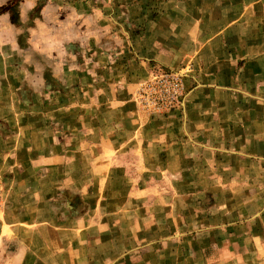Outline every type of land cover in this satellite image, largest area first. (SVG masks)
<instances>
[{
    "label": "crops",
    "instance_id": "crops-1",
    "mask_svg": "<svg viewBox=\"0 0 264 264\" xmlns=\"http://www.w3.org/2000/svg\"><path fill=\"white\" fill-rule=\"evenodd\" d=\"M0 174V264H264V0H0Z\"/></svg>",
    "mask_w": 264,
    "mask_h": 264
},
{
    "label": "built area",
    "instance_id": "built-area-1",
    "mask_svg": "<svg viewBox=\"0 0 264 264\" xmlns=\"http://www.w3.org/2000/svg\"><path fill=\"white\" fill-rule=\"evenodd\" d=\"M184 91L181 72H163L139 83L133 93L138 110L147 116H157L179 108ZM5 183L0 174V216L5 205Z\"/></svg>",
    "mask_w": 264,
    "mask_h": 264
},
{
    "label": "rangeland",
    "instance_id": "rangeland-1",
    "mask_svg": "<svg viewBox=\"0 0 264 264\" xmlns=\"http://www.w3.org/2000/svg\"><path fill=\"white\" fill-rule=\"evenodd\" d=\"M183 74V73H182ZM183 85H184V83H183ZM183 93H184V91H183Z\"/></svg>",
    "mask_w": 264,
    "mask_h": 264
}]
</instances>
